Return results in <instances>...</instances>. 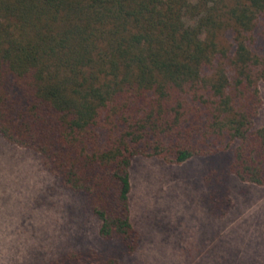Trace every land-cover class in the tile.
I'll use <instances>...</instances> for the list:
<instances>
[{
	"label": "trees",
	"instance_id": "trees-1",
	"mask_svg": "<svg viewBox=\"0 0 264 264\" xmlns=\"http://www.w3.org/2000/svg\"><path fill=\"white\" fill-rule=\"evenodd\" d=\"M225 38V36H227ZM264 0H0V137L81 193L97 236L126 252L128 168L229 150L264 185ZM45 264H119L65 249Z\"/></svg>",
	"mask_w": 264,
	"mask_h": 264
},
{
	"label": "rangeland",
	"instance_id": "rangeland-1",
	"mask_svg": "<svg viewBox=\"0 0 264 264\" xmlns=\"http://www.w3.org/2000/svg\"><path fill=\"white\" fill-rule=\"evenodd\" d=\"M228 37L225 36V38ZM254 123L264 126V82ZM229 150L128 168L132 252L97 236L84 196L61 186L31 150L0 137V264H45L65 249L95 248L119 264H264V185L229 172Z\"/></svg>",
	"mask_w": 264,
	"mask_h": 264
}]
</instances>
